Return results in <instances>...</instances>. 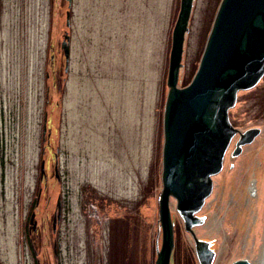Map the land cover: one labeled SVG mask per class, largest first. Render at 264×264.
Instances as JSON below:
<instances>
[{
    "label": "rangeland",
    "instance_id": "374dc122",
    "mask_svg": "<svg viewBox=\"0 0 264 264\" xmlns=\"http://www.w3.org/2000/svg\"><path fill=\"white\" fill-rule=\"evenodd\" d=\"M179 1L0 0V264H154ZM191 2L178 87L219 0ZM228 116L260 132L236 156L234 135L192 233L171 198L168 264H199L194 238L212 264L262 258L264 75Z\"/></svg>",
    "mask_w": 264,
    "mask_h": 264
},
{
    "label": "water",
    "instance_id": "95a60500",
    "mask_svg": "<svg viewBox=\"0 0 264 264\" xmlns=\"http://www.w3.org/2000/svg\"><path fill=\"white\" fill-rule=\"evenodd\" d=\"M191 0H180L173 29L163 115L162 190L157 198L155 264H168L173 247L170 198L186 231L203 221L194 216L212 191L232 137L239 133L228 119L239 90L254 87L264 75V0H221L191 82L178 87L182 36ZM68 57V45L63 43ZM183 65V64H182ZM259 128L239 133L232 155L251 143ZM160 194V195H159ZM33 214L30 217L32 223ZM162 231V233H161ZM194 238V236H193ZM199 264H211L208 243L194 238ZM231 264H252L238 259ZM264 264V257H263Z\"/></svg>",
    "mask_w": 264,
    "mask_h": 264
},
{
    "label": "flooded vegetation",
    "instance_id": "af4514ba",
    "mask_svg": "<svg viewBox=\"0 0 264 264\" xmlns=\"http://www.w3.org/2000/svg\"><path fill=\"white\" fill-rule=\"evenodd\" d=\"M28 230V228H27ZM31 264H39L38 261L33 257V255L31 254Z\"/></svg>",
    "mask_w": 264,
    "mask_h": 264
},
{
    "label": "bare ground",
    "instance_id": "6f19581e",
    "mask_svg": "<svg viewBox=\"0 0 264 264\" xmlns=\"http://www.w3.org/2000/svg\"><path fill=\"white\" fill-rule=\"evenodd\" d=\"M262 252H264V246ZM263 254L264 253H262V258L259 259L258 264H263Z\"/></svg>",
    "mask_w": 264,
    "mask_h": 264
},
{
    "label": "trees",
    "instance_id": "16d2710c",
    "mask_svg": "<svg viewBox=\"0 0 264 264\" xmlns=\"http://www.w3.org/2000/svg\"><path fill=\"white\" fill-rule=\"evenodd\" d=\"M193 73H194V71H193ZM193 73L191 72V73L189 74V75H190V78L192 77ZM190 78H189V79H190ZM189 79H188V81H189ZM188 81H187V82H188ZM187 82H186V83H187Z\"/></svg>",
    "mask_w": 264,
    "mask_h": 264
}]
</instances>
